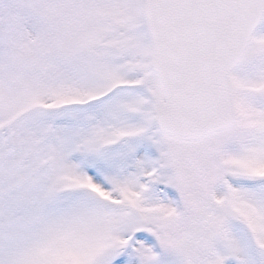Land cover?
I'll return each mask as SVG.
<instances>
[{
    "label": "snow or ice",
    "instance_id": "1",
    "mask_svg": "<svg viewBox=\"0 0 264 264\" xmlns=\"http://www.w3.org/2000/svg\"><path fill=\"white\" fill-rule=\"evenodd\" d=\"M0 264H264V0H0Z\"/></svg>",
    "mask_w": 264,
    "mask_h": 264
}]
</instances>
